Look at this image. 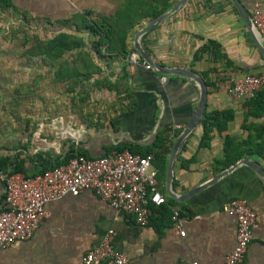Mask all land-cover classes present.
<instances>
[{
  "label": "crops",
  "instance_id": "1",
  "mask_svg": "<svg viewBox=\"0 0 264 264\" xmlns=\"http://www.w3.org/2000/svg\"><path fill=\"white\" fill-rule=\"evenodd\" d=\"M147 1L11 0V3L17 12L26 13L31 26L52 33L47 37L50 38L58 32L77 33L72 17L111 18L126 2L129 4L124 15H145ZM176 1L173 0L170 7ZM239 1L250 15L255 7L264 11V0ZM11 12L10 16L16 18L15 12ZM150 19L141 18L140 24L128 33L126 43L130 52L127 58L112 57L105 62L92 51L102 75L112 73L115 79L121 66L126 65L131 97L121 99L122 93L116 96L111 92L115 96L113 102L98 106L89 127L83 120L78 121L79 130L71 133L70 138L75 143L80 142L91 157L100 156L107 146L119 142L149 145L165 127L182 129L197 104L198 90L191 80L147 69L143 60L134 54V34ZM251 32L230 0H187L144 34L140 44L152 60L161 65L187 67L201 76L202 72H207V78L215 85L207 92L205 109H233L234 119L228 123L224 134L245 136L240 129L244 100L231 98L226 86L232 78L264 73V58L254 43L256 35ZM78 34L90 48L88 33ZM208 40L218 44L216 57L213 59L210 53H204L199 60L193 61L196 50ZM262 45L264 47V43ZM211 68L214 71L208 72ZM94 91L108 92L106 89ZM129 102L133 107L120 114L118 128L114 130L110 124L113 112L119 115V110ZM95 122L98 123L96 127ZM200 135L199 124L178 155L187 162V167H182L178 159L175 162L172 190L181 198L166 195V175L158 181L166 196L164 204H169L171 213L175 209L179 212L184 236L175 233L171 224L158 214L153 216V221L140 226L131 215L85 190L48 202L44 216L27 240L0 248V264H82L83 254L97 245L108 230H113L114 246L126 255L128 264H190L192 261L222 264L236 241V219L224 210L233 198L243 199L256 214L252 238L241 264H264V184L254 170L243 164L208 183L222 171L215 172L213 166V160L221 154L222 139L213 131L209 147H199ZM38 150L41 149H34L30 154ZM244 157L257 161L264 168L261 158ZM28 166L31 170L33 164ZM3 197L0 180V209Z\"/></svg>",
  "mask_w": 264,
  "mask_h": 264
},
{
  "label": "trees",
  "instance_id": "2",
  "mask_svg": "<svg viewBox=\"0 0 264 264\" xmlns=\"http://www.w3.org/2000/svg\"><path fill=\"white\" fill-rule=\"evenodd\" d=\"M173 0H148L145 11L147 14L138 15L126 14L123 12L127 9L126 2L117 14L111 18L91 19L85 15L71 20L75 25V32L67 33L58 32L50 38H41L35 33H26L21 36V45L23 47V55L27 59L38 58L43 64L48 66L52 71V79L55 82H65L67 89L70 92L77 91L79 101L84 102L88 98L89 92L92 90L106 89L108 92H114L116 96L123 94L121 99L131 97V92L128 86V70L124 64L120 68L119 74L115 79H112L113 74H103L101 67L94 61L93 54L99 60L107 61L108 58L128 57L130 50L127 46V36L130 30L139 25L141 18H154L166 11L172 4ZM129 4V3H128ZM0 11L11 15V11L15 12L16 19L21 21V28L26 25L30 26V19L25 12H17L13 8L11 0H0ZM134 21V22H132ZM25 25V26H24ZM87 32L90 38L91 47H86V42L78 32ZM218 44L213 40H208L202 45L193 55V61L199 60L204 53H210L213 59L218 52ZM214 71V69H209ZM205 79L208 93L211 88H214L215 82L207 78V72H202ZM78 89V90H77ZM118 99V98H117ZM72 100H74L72 98ZM120 98L118 99V101ZM132 102H129L124 108L113 112L110 118V124L116 130L117 122L120 114L126 108L133 107ZM242 106L244 108L240 129L246 133L245 136L237 134H227L228 123L234 119L235 113L231 108L224 109H205L200 121L201 135L199 147H209L212 138V132L216 131L222 139L221 154L214 159L213 166L215 172L229 167L231 164L244 156H256L264 160V88L260 89L251 98H246ZM85 123V122H84ZM96 127L97 122L93 123ZM87 127L90 125L85 123ZM181 129H173L165 127L157 133L151 144L140 146L135 144L119 142L109 145L105 148L101 155H108L112 151L128 150L134 154L145 156L153 155L152 165L157 172V181L164 178L166 175V167L169 151L172 145V139L180 132ZM31 132L28 135L31 139ZM28 142L21 147L15 148L7 153L0 151V173H20L25 178H30L37 174H42L44 171L56 166L64 165L72 157L84 156L91 157L86 149L82 147L80 142L75 143L68 140L66 147L62 153H55L52 150H38L34 154L26 152ZM185 146V145H184ZM183 146V147H184ZM182 167H187V162L177 158ZM33 164L30 170V165ZM28 164V165H27ZM152 211L150 221H153V216L158 214L162 216L167 223H173V212L168 209L169 204H162L155 207L149 205Z\"/></svg>",
  "mask_w": 264,
  "mask_h": 264
},
{
  "label": "built area",
  "instance_id": "3",
  "mask_svg": "<svg viewBox=\"0 0 264 264\" xmlns=\"http://www.w3.org/2000/svg\"><path fill=\"white\" fill-rule=\"evenodd\" d=\"M251 20L259 40L264 43V11L255 7ZM144 67L150 69L146 62ZM264 88V73L232 78L226 93L235 100H245ZM178 129V127H175ZM153 155L140 156L128 150L112 151L97 157L76 156L64 165L25 178L20 173H0L3 206L0 209V248L27 240L45 214V205L65 195L90 190L111 207L131 215L140 226L148 224L150 204L159 207L166 201L160 190ZM236 219V241L222 264H241L252 238L256 214L241 198L231 199L224 207ZM172 230L185 235L178 210H173ZM82 264H128L123 252L114 246V232L108 230L99 243L82 256ZM190 264H202L192 261Z\"/></svg>",
  "mask_w": 264,
  "mask_h": 264
},
{
  "label": "rangeland",
  "instance_id": "4",
  "mask_svg": "<svg viewBox=\"0 0 264 264\" xmlns=\"http://www.w3.org/2000/svg\"><path fill=\"white\" fill-rule=\"evenodd\" d=\"M21 25L0 11V151L19 149L28 142L29 154L34 149L62 153L70 134L79 130L78 121L90 125L98 106L112 103L115 96L92 90L80 102L77 91H68L65 82L53 81L52 71L40 59L23 55L21 36L35 33L47 38L52 33Z\"/></svg>",
  "mask_w": 264,
  "mask_h": 264
},
{
  "label": "water",
  "instance_id": "5",
  "mask_svg": "<svg viewBox=\"0 0 264 264\" xmlns=\"http://www.w3.org/2000/svg\"><path fill=\"white\" fill-rule=\"evenodd\" d=\"M187 0H177L176 3L170 7L167 11L159 14L158 16L151 18L148 20L146 24H144L140 29H138L133 37V51L134 54L138 59L143 60L146 62L150 69L154 70L155 72L170 76H180L187 78L191 80L197 87L198 90V100L197 104L194 108V111L190 115L188 121L184 125V127L180 130V132L176 135L174 138L169 155H168V161H167V167H166V179H165V193L169 197H173L175 199H180L181 197H176L174 191L172 190V178L174 173V167L175 162L178 158L179 153L182 150V147L186 143V141L189 139L191 134L194 132L195 128L200 124V121L202 119L205 106H206V98H207V85L204 80V78L197 74L196 72L192 71L191 69L187 67H179V66H173V67H167L164 65H161L154 60L147 54V52L142 48L140 44V38L146 34L147 32L151 31L153 28L158 26L163 20H165L167 17H169L172 13H174L180 6H182ZM230 2L234 5L236 10L238 11L240 17L242 18L244 24L246 25L247 29L256 35L254 37V43L256 47L261 52L263 58H264V47L262 43L260 42L257 33L254 29L253 22L251 20L250 14L246 11L244 6L240 3L239 0H230ZM251 32V33H252ZM247 165L252 170L256 172L262 183L264 184V168L258 163L257 161L251 160L247 157H242L233 164H231L229 167L223 169L219 173H217L208 183L215 181L216 179L220 178L221 176L225 175L226 173L232 171L239 165ZM184 196V195H182Z\"/></svg>",
  "mask_w": 264,
  "mask_h": 264
}]
</instances>
